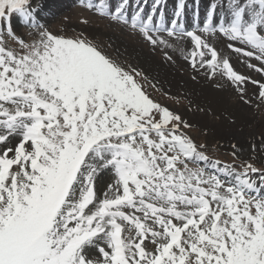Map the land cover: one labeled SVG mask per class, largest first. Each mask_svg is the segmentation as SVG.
<instances>
[{
  "label": "snow or ice",
  "instance_id": "1",
  "mask_svg": "<svg viewBox=\"0 0 264 264\" xmlns=\"http://www.w3.org/2000/svg\"><path fill=\"white\" fill-rule=\"evenodd\" d=\"M167 2L152 0L146 12V0L114 8L105 0L114 20L153 47L164 43L154 33L175 31L187 0H177L170 22ZM257 5L264 0H213L205 23L230 50L260 62L246 67L264 72V22L246 19L264 13ZM13 15L38 30V43L11 30ZM38 16L32 0H0L7 36L19 45L8 47L0 32V264H264V200L246 198L264 191V173L210 161L135 70L84 38L43 30ZM187 34L194 67L198 55L201 67L221 68L241 88L256 84L264 97V83ZM197 162L211 171L189 167ZM103 172L114 182L100 197Z\"/></svg>",
  "mask_w": 264,
  "mask_h": 264
},
{
  "label": "rangeland",
  "instance_id": "2",
  "mask_svg": "<svg viewBox=\"0 0 264 264\" xmlns=\"http://www.w3.org/2000/svg\"><path fill=\"white\" fill-rule=\"evenodd\" d=\"M44 1L50 10L38 16L43 30L64 38H84L110 55L125 70H135L138 73V82L150 98L181 117L183 124L186 125L182 127L183 133L197 145L198 151L210 159L227 164L236 172H243L250 164L264 173V97L259 95L258 85L249 83L241 88L222 74L221 68L213 71L201 67L198 55L197 65L194 67L192 63L194 50L189 37H169L166 34L154 33L161 36L164 43L153 47L139 32L102 17L96 10L78 5V0H32V5L35 7L38 3L45 4ZM252 2L253 0H249L250 6ZM246 17L256 18L258 24L264 22V13L260 11H249ZM0 20L8 22L7 19ZM11 26L16 35L24 37L28 43L39 42L36 28L23 25L13 16ZM259 30L264 31V28ZM4 37L8 40V47L19 51L17 43L6 35ZM207 43H211L218 50L220 55L218 62L229 59L238 73L264 83V72L254 71L250 66L246 67L255 65L259 68L260 62L254 58L248 59L243 54H236L227 47L226 39L221 37L208 36ZM188 83L219 92L220 103L228 107L221 113L210 111V107H205L206 105L202 107L201 102L192 97L190 89H193L199 98L205 97L201 91L195 92L194 86ZM239 110L249 119L237 120L234 112L239 113ZM206 114L208 121H203ZM224 123L233 126V129ZM237 123L240 126L234 128ZM189 167L197 166L190 163ZM249 176L253 180L254 177L258 180V177L251 173ZM113 182L111 173L99 174L96 179L97 195L103 197L107 186ZM252 210L255 211V208ZM134 234L133 230L132 235Z\"/></svg>",
  "mask_w": 264,
  "mask_h": 264
},
{
  "label": "bare ground",
  "instance_id": "3",
  "mask_svg": "<svg viewBox=\"0 0 264 264\" xmlns=\"http://www.w3.org/2000/svg\"><path fill=\"white\" fill-rule=\"evenodd\" d=\"M47 7L49 8V5H47ZM188 84H190V83H188ZM190 85L194 86L193 84H190ZM194 88H195V92L201 91L202 96L205 97V99L199 98L198 96H196L194 94V90L190 89V93H191L192 97L195 98V100H199L201 102L202 107H204V105H206L205 107L209 106L210 111L219 112V113H221V111H223V110H226L225 108L228 107L227 105L220 103L219 99H220L221 94L219 92L209 91L206 88H199V87H195V86H194ZM237 112L238 111L234 112L236 114L235 118L237 120L241 121V120L249 119V117L246 116L243 112H240V110H239V113H237ZM207 118H208V115L206 114L203 121H208ZM194 121H196V119H194ZM224 124H226V126L231 128V130L233 129V126L227 125V123H224ZM238 126H240V125H238V123H237V125L234 128H237ZM239 135H241V133H239Z\"/></svg>",
  "mask_w": 264,
  "mask_h": 264
}]
</instances>
